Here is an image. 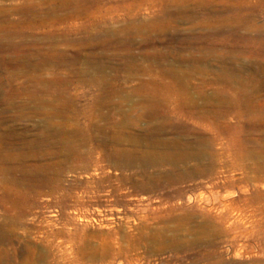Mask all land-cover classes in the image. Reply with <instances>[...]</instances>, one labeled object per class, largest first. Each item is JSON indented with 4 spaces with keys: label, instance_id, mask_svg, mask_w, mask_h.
<instances>
[{
    "label": "rangeland",
    "instance_id": "374dc122",
    "mask_svg": "<svg viewBox=\"0 0 264 264\" xmlns=\"http://www.w3.org/2000/svg\"><path fill=\"white\" fill-rule=\"evenodd\" d=\"M0 31V264H264V0H0Z\"/></svg>",
    "mask_w": 264,
    "mask_h": 264
},
{
    "label": "bare ground",
    "instance_id": "6f19581e",
    "mask_svg": "<svg viewBox=\"0 0 264 264\" xmlns=\"http://www.w3.org/2000/svg\"><path fill=\"white\" fill-rule=\"evenodd\" d=\"M56 2V1H55ZM16 8V7H15ZM29 10V9H28ZM50 19V18H49ZM1 32V31H0ZM9 32V31H8ZM3 34V33H2ZM9 34V33H8ZM9 36V35H8ZM14 36H15V34H14ZM2 37H4V36H2ZM6 43V42H5ZM3 44V43H2ZM20 46V45H19ZM6 52V51H5ZM195 105H196V103H195ZM207 105V104H206ZM204 106H205V104H204ZM219 107V106H218ZM208 108V107H207ZM220 109V108H219ZM202 110V109H201ZM211 110H213V109H211ZM216 110V109H215ZM205 112V111H204ZM189 113V112H188ZM198 113V112H197ZM219 113V112H218ZM225 113V112H224ZM205 114H206V112H205ZM214 114V113H213ZM209 115V114H208ZM208 115H207V117H208ZM191 116V115H190ZM221 116V115H220ZM189 117V116H188ZM193 117H196V116H194L193 115ZM199 117V116H198ZM213 117H214V115H213ZM221 117H223V115L221 116ZM204 118V117H203ZM206 118V117H205ZM215 119V118H214ZM209 121V120H208ZM211 122V121H210ZM118 123V122H117ZM183 123V122H182ZM187 123V122H186ZM208 123V122H207ZM121 124V123H120ZM153 124V123H152ZM201 124H203V122H189V123H187V124H180V126L179 127H177V126H175V124L172 122V123H169V124H167V122L166 123H164V124H157V125H155L154 127H155V129H157V130H159L160 128L161 129H164V130H171V131H174L179 137H186V136H189V135H192L193 137L194 136H200V135H203L204 133V131H202L203 130V128L201 129H199V127H201L200 125ZM116 125V124H115ZM123 125V124H122ZM154 125V124H153ZM208 125V124H207ZM206 125V126H207ZM112 126V125H111ZM210 125H208L207 126V128L209 129L210 127H209ZM117 127V126H116ZM204 127V126H203ZM118 128V127H117ZM206 128V127H205ZM206 128V129H207ZM101 129V128H100ZM120 129V128H119ZM90 130H91V128H90ZM125 130V129H124ZM97 131V130H96ZM132 131V130H131ZM130 131V132H131ZM209 131V130H208ZM225 131V130H224ZM15 132V131H14ZM148 132V131H147ZM99 133H101V132H99ZM107 133H109V132H107ZM116 133V132H115ZM111 134V133H110ZM143 134H144V132H143ZM162 134V133H161ZM210 134H212V135H214V133H210ZM209 134V135H210ZM217 134H219V132L217 133ZM223 134V133H222ZM15 135V134H14ZM96 135V134H95ZM224 135V134H223ZM112 136H114V135H112ZM134 136V135H133ZM150 136V135H149ZM206 136H208V135H206ZM122 137H123V135H122ZM139 137V136H138ZM204 137V136H203ZM212 137V136H211ZM215 137V136H214ZM102 138V137H101ZM133 138V137H132ZM149 138V137H148ZM164 138V137H163ZM216 138V137H215ZM219 138H220V136H219ZM222 138V137H221ZM146 139V138H145ZM195 139H196V137H195ZM208 139V138H207ZM59 140V139H58ZM116 140V139H115ZM130 140V139H129ZM133 140V139H132ZM166 140V139H165ZM218 140V139H217ZM13 141V140H12ZM64 141V140H63ZM126 141V140H125ZM149 141V140H148ZM189 140H185V141H183V142H181L180 144H178V142L179 141H176V142H173V145L172 146H170V147H172V148H170V149H165V150H163V152L166 154V155H170V154H175V153H179L177 156H173L171 159H169V162L172 164V167H175V165H176V160L177 161H179V159L180 160H186V159H197L198 158V155H197V153H192V152H187V151H185L184 149H186V148H188V146H189V144H190V142H188ZM202 141V140H201ZM210 141V140H209ZM117 142V141H116ZM211 142V141H210ZM213 142H216V140H214ZM65 143V142H64ZM134 143V142H133ZM147 143V142H146ZM202 143H204V142H202ZM207 143V142H206ZM60 144V143H59ZM192 144V143H191ZM67 145V144H66ZM69 145V144H68ZM78 145V144H77ZM211 145V144H210ZM147 146V145H146ZM204 146V145H203ZM67 147V146H66ZM141 147V146H140ZM151 147H152V145H151ZM150 147V148H151ZM205 147V146H204ZM118 148V147H117ZM199 148V147H198ZM75 149V148H74ZM78 149V148H77ZM129 149V148H128ZM147 149V148H146ZM175 151H174V150ZM110 150V149H109ZM124 150V149H123ZM135 150V149H134ZM137 150V149H136ZM148 150V149H147ZM173 150V151H172ZM200 150V149H199ZM66 151H68V150H66ZM120 151V150H119ZM133 151V150H132ZM141 151V150H140ZM152 151V150H151ZM202 151V150H201ZM204 151V150H203ZM130 152V151H129ZM120 153V152H119ZM133 153V152H132ZM213 153V152H212ZM122 154V153H121ZM131 154V153H130ZM155 154V153H154ZM147 155V154H146ZM152 155V154H151ZM217 155V154H216ZM106 156V155H105ZM115 156H117V155H115ZM122 156V155H121ZM134 156V155H133ZM246 156V155H245ZM110 157V156H109ZM140 157V156H139ZM153 157V156H152ZM165 157H167V156H165ZM247 158H248V156H246ZM250 157V156H249ZM213 158V157H212ZM243 158H245V157H243ZM104 159V158H103ZM16 160V159H15ZM115 160V159H114ZM118 160V159H117ZM132 160H134V159H132ZM131 160V161H132ZM154 160V159H153ZM204 161V160H203ZM4 162V161H3ZM115 162V161H114ZM126 162V161H125ZM191 163H192V161H191ZM200 163V162H199ZM201 163H203V162H201ZM257 163V162H256ZM18 164V163H17ZM132 164V163H131ZM142 164V163H141ZM146 164V163H145ZM215 164H216V162H215ZM127 165V164H126ZM198 165V164H197ZM207 165V164H206ZM117 166V165H116ZM121 166V165H120ZM189 166V165H188ZM214 166V165H213ZM15 167V166H14ZM25 167V166H24ZM58 167V166H57ZM148 167V166H147ZM190 167V166H189ZM198 167V166H197ZM260 167V166H259ZM30 168V167H29ZM128 168V167H127ZM130 168H131V166H130ZM151 168V167H150ZM31 169V168H30ZM59 169V168H58ZM148 169V168H147ZM157 169V168H156ZM189 170V169H188ZM214 170V169H213ZM16 171V170H15ZM18 171V170H17ZM47 171V170H46ZM57 171V170H56ZM62 171V170H61ZM151 171V170H150ZM149 171V172H150ZM201 171V170H200ZM25 172V171H24ZM27 172V171H26ZM54 172H55V170H54ZM12 173V172H11ZM29 173V172H28ZM33 173V172H32ZM152 173V172H151ZM166 173V172H165ZM180 173H181V171H180ZM45 174V173H44ZM56 174H58V173H56ZM61 174V173H60ZM140 174V173H139ZM144 174H146V173H144ZM143 174V175H144ZM157 174V173H156ZM197 174V173H196ZM30 175V174H29ZM3 176H4V174H3ZM17 176V175H16ZM32 176V175H31ZM41 176V175H40ZM45 176V175H44ZM132 176V175H131ZM131 176H130V178H131ZM138 176V178H139V175H137ZM162 177H163V175H161ZM197 176V175H196ZM205 176V175H204ZM28 177V176H27ZM141 177V176H140ZM198 177V176H197ZM199 177H201V176H199ZM33 178V177H32ZM126 178V177H125ZM129 178V179H130ZM147 178V177H146ZM150 178V177H149ZM155 178V177H154ZM169 178V177H168ZM172 178V177H171ZM144 179V178H143ZM152 179V178H151ZM16 180V179H15ZM39 180V179H38ZM37 180V181H38ZM41 180V179H40ZM133 180H134V178H133ZM139 180V179H138ZM154 180V179H153ZM28 181V180H27ZM42 181V180H41ZM142 181V180H141ZM129 182V181H128ZM144 183H145V181H144ZM23 184H24V182H23ZM141 184V183H140ZM147 184V183H146ZM26 185V184H25ZM23 186V185H22ZM124 186V185H123ZM129 187V186H128ZM131 188V187H130ZM23 193V192H22ZM18 202V201H17ZM25 205V204H24ZM23 205V206H24ZM17 208V207H16ZM154 208H156V207H154ZM9 209V208H8ZM13 209V208H12ZM154 210V209H153ZM155 211V210H154ZM153 211V212H154ZM13 212V211H12ZM144 212H142V214H143ZM145 213H147V212H145ZM149 213V212H148ZM148 213H147V216L145 215V214H143L144 216H146V217H148ZM11 214V213H10ZM112 214V213H111ZM141 214V215H142ZM142 215V216H143ZM151 215H153V214H151ZM11 216H12V214H11ZM21 216V215H20ZM141 216V217H142ZM146 217H144V219H146ZM143 218V217H142ZM150 218H151V216H150ZM154 218V217H153ZM141 220V219H140ZM147 221H149L148 220V218H147ZM49 222V221H48ZM141 222V221H140ZM144 223V222H143ZM142 223V224H143ZM54 224V223H53ZM47 225V224H46ZM50 226V225H49ZM42 228V227H41ZM43 228H44V226H43ZM46 228V227H45ZM48 228V227H47ZM53 228V227H52ZM52 228H51V230H52ZM41 230V229H40ZM51 230H50V232H51ZM38 231H39V229H38ZM42 231V230H41ZM44 231V230H43ZM48 231V230H47ZM142 231V230H141ZM45 232V231H44ZM49 232V231H48ZM53 232V231H52ZM56 232V231H55ZM40 233V232H39ZM46 234H49V233H46ZM56 234V233H55ZM130 234V233H129ZM53 235V234H52ZM45 236H47V235H45ZM49 237V236H48ZM47 237V238H48ZM46 238V240H48V239H50V237L47 239ZM54 238V237H53ZM44 239V238H43ZM52 240V239H51ZM50 241V240H49ZM54 241V240H53ZM40 242V241H39ZM46 242H48V241H46ZM46 242H45V244H46ZM51 242L52 241H50V245H52L51 244ZM54 242H56V241H54ZM117 242V241H116ZM43 243H44V240H43ZM42 243V244H43ZM53 243V242H52ZM54 244H56V243H54ZM58 244V243H57ZM119 244V243H118ZM117 244V245H118ZM33 245V244H32ZM114 245H115V243H114ZM116 245V246H117ZM48 246H49V244H48ZM57 246H59V245H57ZM44 247H46V246H44ZM51 247V246H50ZM54 247V246H53ZM26 248V247H25ZM31 248V247H30ZM33 248V247H32ZM118 248V247H117ZM55 249V248H54ZM57 249H58V247H57ZM27 250H28V248H27ZM48 250V249H47ZM114 250V249H113ZM26 251V250H25ZM43 251V250H42ZM54 251H56V250H54ZM65 251V250H64ZM115 251L116 250H114V253H115ZM4 252H5V250H4ZM29 252V251H28ZM63 252V251H62ZM2 253V252H1ZM57 253H60V252H57ZM64 253V252H63ZM65 254V253H64ZM104 254V253H103ZM14 255H15V253H14ZM19 255V254H18ZM72 255H73V253H72ZM117 255V254H116ZM69 256H70V254H69ZM69 256H68V259H69ZM74 256V255H73ZM104 256V255H103ZM113 256V255H112ZM17 257V256H16ZM22 257V256H21ZM32 258H34V261L35 262H37L38 263V261H42V263H39V264H60V259L63 261L64 260V255L61 253L60 254V257H57V254H55L54 252H53V250H51V249H49L45 254H43V253H38L36 256H33ZM71 258V257H70ZM22 259V258H21ZM26 259H27V257H26ZM59 259V260H58ZM66 260V259H65ZM74 259H72V261H73ZM116 260V259H115ZM8 261V260H7ZM9 261H11V260H9ZM32 262V264L33 263H35V262ZM75 261V260H74ZM79 261V260H78ZM77 261V262H78ZM21 262V261H20ZM19 262V263H20ZM28 262V261H27ZM67 262V261H66ZM71 262V261H70ZM111 262V261H110ZM112 262H114L113 261V259H112ZM19 263H17V264H19ZM28 263H30V262H28ZM72 263V262H71ZM108 263V262H107ZM65 264V263H64ZM69 264V263H68ZM74 264V263H73ZM76 264V263H75ZM104 264V263H103Z\"/></svg>",
    "mask_w": 264,
    "mask_h": 264
}]
</instances>
